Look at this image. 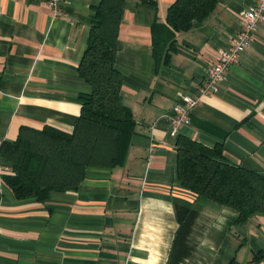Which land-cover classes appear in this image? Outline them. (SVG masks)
<instances>
[{
    "label": "crops",
    "instance_id": "obj_1",
    "mask_svg": "<svg viewBox=\"0 0 264 264\" xmlns=\"http://www.w3.org/2000/svg\"><path fill=\"white\" fill-rule=\"evenodd\" d=\"M176 0H123L115 66L136 120L123 167L90 169L75 192L18 200L0 154V264H264V215L239 213L185 189L168 115L198 97L209 69L256 0H217L213 11L157 53L154 34ZM102 0H0V152L23 126L72 132L78 68ZM179 135L221 146L227 160L264 175V21L220 83L200 95Z\"/></svg>",
    "mask_w": 264,
    "mask_h": 264
},
{
    "label": "trees",
    "instance_id": "obj_2",
    "mask_svg": "<svg viewBox=\"0 0 264 264\" xmlns=\"http://www.w3.org/2000/svg\"><path fill=\"white\" fill-rule=\"evenodd\" d=\"M217 0H176L166 23L154 34L157 53L174 48L179 33L203 20ZM123 0H102L95 8L88 44L78 72L91 87L82 94L81 114L72 132L52 125L23 126L1 148L3 180L18 200L46 201L52 192H75L90 169L123 167L136 120L121 97L122 75L115 66ZM178 179L199 197L239 213L238 222L264 215V175L230 163L221 146L207 147L179 135Z\"/></svg>",
    "mask_w": 264,
    "mask_h": 264
},
{
    "label": "built area",
    "instance_id": "obj_3",
    "mask_svg": "<svg viewBox=\"0 0 264 264\" xmlns=\"http://www.w3.org/2000/svg\"><path fill=\"white\" fill-rule=\"evenodd\" d=\"M47 5L54 17L62 16L61 0H47ZM263 21L264 0H256L242 13L238 32L231 39L229 46L221 52L218 61L209 69L205 81L199 88V96L186 97L183 103L174 107L173 114L168 115L171 123V137L177 138L180 130L191 123V113L201 103L200 95L218 92L227 71L239 62L241 53L252 45L254 34Z\"/></svg>",
    "mask_w": 264,
    "mask_h": 264
}]
</instances>
